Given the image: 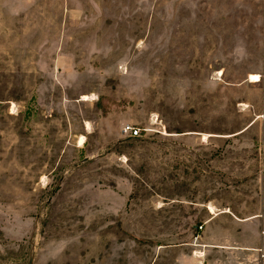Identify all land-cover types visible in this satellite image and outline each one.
<instances>
[{"label":"rangeland","instance_id":"obj_1","mask_svg":"<svg viewBox=\"0 0 264 264\" xmlns=\"http://www.w3.org/2000/svg\"><path fill=\"white\" fill-rule=\"evenodd\" d=\"M0 264H264V0H0Z\"/></svg>","mask_w":264,"mask_h":264},{"label":"built area","instance_id":"obj_2","mask_svg":"<svg viewBox=\"0 0 264 264\" xmlns=\"http://www.w3.org/2000/svg\"><path fill=\"white\" fill-rule=\"evenodd\" d=\"M123 131L129 136L135 137L141 134V127L131 122H126L123 124Z\"/></svg>","mask_w":264,"mask_h":264},{"label":"bare ground","instance_id":"obj_3","mask_svg":"<svg viewBox=\"0 0 264 264\" xmlns=\"http://www.w3.org/2000/svg\"><path fill=\"white\" fill-rule=\"evenodd\" d=\"M250 78H251L250 80H252V81H259V80H261L262 77L258 73H252Z\"/></svg>","mask_w":264,"mask_h":264},{"label":"trees","instance_id":"obj_4","mask_svg":"<svg viewBox=\"0 0 264 264\" xmlns=\"http://www.w3.org/2000/svg\"><path fill=\"white\" fill-rule=\"evenodd\" d=\"M132 137V136H131ZM135 137H137V136H135Z\"/></svg>","mask_w":264,"mask_h":264},{"label":"crops","instance_id":"obj_5","mask_svg":"<svg viewBox=\"0 0 264 264\" xmlns=\"http://www.w3.org/2000/svg\"><path fill=\"white\" fill-rule=\"evenodd\" d=\"M262 79V78H261Z\"/></svg>","mask_w":264,"mask_h":264},{"label":"water","instance_id":"obj_6","mask_svg":"<svg viewBox=\"0 0 264 264\" xmlns=\"http://www.w3.org/2000/svg\"><path fill=\"white\" fill-rule=\"evenodd\" d=\"M131 137V136H130Z\"/></svg>","mask_w":264,"mask_h":264}]
</instances>
